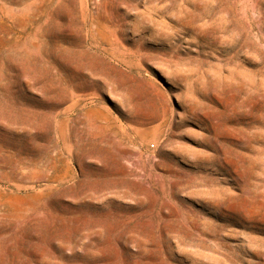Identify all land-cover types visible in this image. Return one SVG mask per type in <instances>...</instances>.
I'll use <instances>...</instances> for the list:
<instances>
[{
	"label": "rangeland",
	"instance_id": "rangeland-1",
	"mask_svg": "<svg viewBox=\"0 0 264 264\" xmlns=\"http://www.w3.org/2000/svg\"><path fill=\"white\" fill-rule=\"evenodd\" d=\"M0 264H264V0H0Z\"/></svg>",
	"mask_w": 264,
	"mask_h": 264
}]
</instances>
